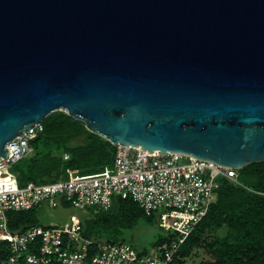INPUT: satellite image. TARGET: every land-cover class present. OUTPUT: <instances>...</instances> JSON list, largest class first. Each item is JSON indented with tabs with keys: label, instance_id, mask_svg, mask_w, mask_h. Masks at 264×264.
Masks as SVG:
<instances>
[{
	"label": "water",
	"instance_id": "1",
	"mask_svg": "<svg viewBox=\"0 0 264 264\" xmlns=\"http://www.w3.org/2000/svg\"><path fill=\"white\" fill-rule=\"evenodd\" d=\"M58 111L114 147L264 163V0H0V157Z\"/></svg>",
	"mask_w": 264,
	"mask_h": 264
},
{
	"label": "built area",
	"instance_id": "2",
	"mask_svg": "<svg viewBox=\"0 0 264 264\" xmlns=\"http://www.w3.org/2000/svg\"><path fill=\"white\" fill-rule=\"evenodd\" d=\"M42 131V122L34 124L11 140L7 156L0 157V264H172L180 245L207 215L217 181L237 183L234 169L181 154H149L140 147L117 145L111 168L85 176L67 171L65 180L19 187L11 168L32 153L30 142ZM115 197L132 199L147 216L159 213L158 226L173 236L172 241L152 254L125 243H94L82 236L77 217L65 227L8 231L9 212L66 205L105 212Z\"/></svg>",
	"mask_w": 264,
	"mask_h": 264
},
{
	"label": "trees",
	"instance_id": "3",
	"mask_svg": "<svg viewBox=\"0 0 264 264\" xmlns=\"http://www.w3.org/2000/svg\"><path fill=\"white\" fill-rule=\"evenodd\" d=\"M42 126L43 131L30 142L32 153L11 168L19 187L29 182L47 184L65 180L67 171L85 176L113 166L116 148L87 131L81 121L58 111L45 117ZM77 138L82 139V144L71 146ZM236 182L217 181L207 215L180 245L172 264H185L198 247L203 251L198 264H264V163L245 166L237 172ZM36 209L9 212L8 231L16 234L37 226ZM85 212L80 219L82 236L104 244L125 243V232L141 221L148 222L152 216H147L128 197H115L108 211ZM172 238L165 234L143 254H152Z\"/></svg>",
	"mask_w": 264,
	"mask_h": 264
},
{
	"label": "rangeland",
	"instance_id": "4",
	"mask_svg": "<svg viewBox=\"0 0 264 264\" xmlns=\"http://www.w3.org/2000/svg\"><path fill=\"white\" fill-rule=\"evenodd\" d=\"M65 113V112H64ZM82 139L77 138L71 142V146H79L82 144ZM86 215L85 211H81L72 206H59L57 208H48L47 206H40L36 209L37 225L43 228H57L70 225L72 217L79 219ZM159 213H154L149 221H141L130 231L125 232L123 239L125 244L131 246L139 253L147 252L151 249L160 238L165 234L160 230ZM220 232L219 234H221ZM203 257L201 247L196 248L191 256L185 260V264H198Z\"/></svg>",
	"mask_w": 264,
	"mask_h": 264
}]
</instances>
